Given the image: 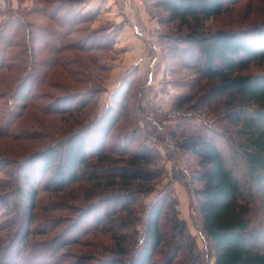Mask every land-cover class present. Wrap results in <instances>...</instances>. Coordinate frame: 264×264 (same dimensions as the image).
<instances>
[{"label":"trees","instance_id":"obj_1","mask_svg":"<svg viewBox=\"0 0 264 264\" xmlns=\"http://www.w3.org/2000/svg\"><path fill=\"white\" fill-rule=\"evenodd\" d=\"M144 1L151 3L153 12H149L158 25L176 22L178 28H187L184 34L168 33L164 40L179 66L194 73L192 80L178 83L188 91L171 100L174 124L161 127L159 122L156 126L145 122L141 128L136 121L130 136L124 138L130 145L114 142L109 135L119 113L105 106L89 123L23 158L39 170L28 174L33 168L24 172L18 161L0 159V174L13 175L9 182L0 179V264L67 263L62 247L73 242L74 237L66 239L72 230H79L78 235L98 231L110 236L109 244L99 249L104 256L93 260L96 255H80L77 264H209L202 261L186 223L177 218V201L168 192L145 211L142 228L135 226L140 196L150 193L166 172L158 148L165 140L185 160L183 170L176 173L187 181L210 264H264V243H260L264 239V73L247 72L252 65L264 66V22L249 32L203 33V23L223 14L233 0ZM83 3L57 2L50 11V17L58 19L52 20L56 29L39 28L38 35L24 12L8 9L0 21V73H14L9 85L0 89V136L15 137L9 133L12 123L29 105L56 114L75 107L67 105L72 93L55 99L62 108L51 110V104L34 102L31 94L48 70L40 67L47 59H35L34 45L39 40L37 44L55 48L56 58L58 42H62L59 49L75 46L70 36L77 23L91 15L83 13ZM46 9L33 11L45 14ZM97 32L88 38L89 43L106 46L107 35ZM251 37L261 42L260 50L252 46ZM80 181L91 187L81 203L72 206L77 209V222L70 221L52 239L34 240L66 218L59 215L43 224L35 222L38 192H60ZM89 214H93L90 221ZM125 229L129 231L122 234Z\"/></svg>","mask_w":264,"mask_h":264},{"label":"rangeland","instance_id":"obj_2","mask_svg":"<svg viewBox=\"0 0 264 264\" xmlns=\"http://www.w3.org/2000/svg\"><path fill=\"white\" fill-rule=\"evenodd\" d=\"M59 1L64 0H0V21L6 17L8 9H12L25 13L26 20L35 25L36 35L40 32L39 28L52 27L55 30V23L52 20L57 22L58 19H52L50 11ZM81 1H84L81 5L83 13L91 15L83 17V20L77 23L75 33L70 36L69 41H75V46L59 49L62 42H58L59 53L56 58L52 55L55 48H48L46 43L44 46L37 44L39 40L36 41L35 59L39 61L47 59L48 62L44 66L41 63L40 67L48 70L46 78H42L40 82L41 86L38 89L35 88L34 94H31L35 95V103L41 106L51 104L52 110L58 106L62 108L60 103L54 102L55 99L72 93L70 96L72 99L67 105L75 107L70 112L56 114L43 113L29 105L27 112L25 111L22 117L12 123L10 128L12 130L9 133H13L15 137L0 136V159H7L10 162L18 161L24 172H27L28 168H33L28 174H31L32 170H39V167L26 164L27 160L23 159L24 157L89 123L105 111V106H110V109L119 113V119L109 135L114 142L120 141L125 144L127 142L124 139L125 135L131 133L136 121L141 128L145 122L150 126H156L158 122L161 127L172 126L174 122L170 112L171 100L175 95L188 91L180 88L178 83L180 84L183 79L194 78L193 72L179 66L178 61H175L172 54L168 52L167 42L164 41L168 33L174 36L184 34L187 28H178L176 22L168 26L158 25L156 19L150 15L153 12L150 2L144 0ZM46 6L45 14L33 11L35 8L41 9ZM263 22L264 0H233L228 3L223 14L205 21L202 31L203 33L218 30L249 32L251 28L260 26ZM96 32L107 35V39L104 40V42L107 41L106 46L95 47V41H92V44L89 43L88 38ZM253 39L251 37L249 42L260 50L261 42L258 43ZM173 71L176 72L173 73ZM247 72L262 74L264 66L252 65ZM13 75L11 71L0 73V89H4L6 84L9 85ZM112 92L115 96H112ZM163 117L167 121L160 122L159 119L162 120ZM13 128L16 131H13ZM166 143L165 140V143L158 144L166 172L160 176L150 193L140 196L136 209L138 221L135 226L138 230L142 228V222L146 217L145 211L157 198L159 200L161 195L168 192L169 196L177 201L175 205L177 218L186 223V231L193 238L202 261L210 264L212 259L208 244L205 246L200 236V221L191 209L192 200L186 186L187 181L176 173L180 169L183 170L185 160L178 151H173ZM111 157L118 159L119 156ZM187 163L189 166L192 165L191 159L188 158ZM8 169L12 171L11 167ZM17 174L22 176V172ZM0 179L9 182L13 179V175L9 178L0 174ZM90 187V183L80 181L60 192L40 190L36 199L35 222L43 224L47 222V218L57 219L59 215L66 218L53 231L43 236H33L34 240L41 242V240L52 239L57 230L71 225L70 221L77 222V209L74 210L73 207L81 203V199L88 194ZM92 216L93 214L88 215L89 221ZM82 221L81 219L79 222ZM128 231L129 229L122 230V234ZM78 232L79 230H72V233L69 232L66 236L67 240L74 238L73 242L62 247L69 257L64 264H77V260L80 261V255H96L97 257H92L93 260L100 255L104 256V251L99 249H104L109 244L108 234L90 231L78 235ZM263 241L264 239L261 238L260 243L263 244ZM93 262L88 261L85 264H94Z\"/></svg>","mask_w":264,"mask_h":264}]
</instances>
